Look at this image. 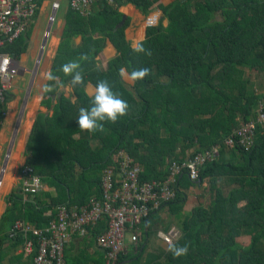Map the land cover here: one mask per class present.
Masks as SVG:
<instances>
[{"label":"trees","instance_id":"1","mask_svg":"<svg viewBox=\"0 0 264 264\" xmlns=\"http://www.w3.org/2000/svg\"><path fill=\"white\" fill-rule=\"evenodd\" d=\"M159 3L115 0V6L105 5L88 18L69 8L52 72L64 85L71 84L61 66L88 54L90 60L82 63L85 85L72 86L78 96L76 104L61 98L54 117H38L27 146V165L56 196L45 194L43 200L35 196L25 201L20 190L10 195L0 221V264L16 222L44 229L52 220L46 216L48 211L83 207L94 196L102 198V171L120 150L143 169L141 182L154 183L165 181L175 162L184 163L215 148L220 151L219 160L201 169L200 182H193L188 173L180 177L182 191L168 206L183 234L177 245L188 244V255L175 258L166 248L155 264H264V127L259 126L252 149L226 145L236 130L258 118L264 99L246 74H257L264 82V0H177L168 7L160 5L169 24L149 28L142 44L152 55L138 54L126 41L128 25L118 29L123 18L119 8L131 4L148 15ZM28 34L4 53L19 61L29 50ZM79 37L83 47L75 49L74 39ZM107 39L119 56L105 72L99 69L98 58ZM121 67L128 71L146 67L150 75L131 90L119 76ZM105 79L130 109L117 123L105 122L104 132L89 134L79 130V109L91 107L88 84ZM0 109L6 114L7 107ZM94 142L99 143L95 148ZM205 182L211 205L184 215L187 190ZM160 220L153 216L148 230ZM105 230L103 222L90 234L95 237ZM147 235L144 232L141 240L147 241ZM245 236L252 238L249 247L238 243ZM14 242L16 248L23 244L20 238ZM129 256L121 264L129 260L138 264L141 258L140 253Z\"/></svg>","mask_w":264,"mask_h":264},{"label":"built area","instance_id":"2","mask_svg":"<svg viewBox=\"0 0 264 264\" xmlns=\"http://www.w3.org/2000/svg\"><path fill=\"white\" fill-rule=\"evenodd\" d=\"M56 0L53 13L60 10ZM44 0H0V106L7 107L9 94L21 73L19 61L4 49L13 46L21 37L31 30L37 11ZM41 4V6H40ZM105 5L115 6V0H68V7L82 17L92 16L96 10ZM55 21V16L50 22ZM149 28L157 26L158 19L147 20ZM0 109V126L5 114ZM4 115V117H3ZM259 126L264 127V101L260 105L258 118L241 129L236 130L226 140V145L233 148L240 144L246 149L255 147ZM9 158V157H8ZM220 151L189 158L184 163L175 162L169 167V176L165 181L154 183L141 182L143 169L133 163L131 157L120 150L101 174L102 198L92 197L83 207L68 209L58 207L46 213L52 218L44 229L25 222L15 223L10 238L23 242L21 251L27 257H33L34 264H66V251L73 238H87L90 231L105 222L106 230L96 236V246L104 255V264H121V259L139 254L141 236L147 232L148 221L155 215L162 216L169 212V204L174 202L182 189L179 179L188 173L195 183L201 180V169L219 160ZM1 184V182H0ZM44 183L35 169L25 165L21 170V195L24 200L40 195ZM1 188V187H0ZM158 238L168 249L169 243L177 244L183 234L177 226L160 229ZM130 244L126 243V238Z\"/></svg>","mask_w":264,"mask_h":264},{"label":"crops","instance_id":"3","mask_svg":"<svg viewBox=\"0 0 264 264\" xmlns=\"http://www.w3.org/2000/svg\"><path fill=\"white\" fill-rule=\"evenodd\" d=\"M182 1L185 2V0ZM176 2L177 0H160L159 4H161L164 7H168ZM45 4L47 5L44 6ZM47 6L48 3L44 2L42 4L39 13H41V11L44 10ZM99 11L100 10H96L95 13ZM68 12H69V7H67L66 12L58 21L57 28L59 29L60 32L56 33L57 31L56 32L54 31L56 33L53 36V43H52L54 49L52 55H49L50 59L48 61L46 60V63L43 66L41 65L42 69L40 72L38 71L37 68L34 73L32 85H31L33 86L34 83L33 86L34 92L31 94L30 91L32 90H29V94L26 96V99L23 100L22 99L23 91L16 90L17 83H15L13 90L9 94V102L7 105L4 123L0 131V163L2 162V160H3L2 163H5L6 160H4V158L6 154L7 157H9L7 161L8 170L7 167L5 169V172L7 171L6 172L7 176L5 177V180L3 181V185L1 186L2 188L0 189V221L9 207L8 199L10 195L15 193L17 190L21 191V170L25 165H27V162L30 159L27 146L38 117L40 115L46 117L48 116L51 118L54 117L56 113V108L61 98L69 100L72 104H76L78 101V96L75 93V90L71 86V84H66L64 85L63 88L53 86L51 91L46 90V86L53 84V82L48 81L45 78V73L48 70L51 71L53 70L54 61L59 55V51L64 40L63 35L66 27V16ZM119 13L122 15V17L126 18L124 25L127 24L128 26L126 27L125 30V38L130 47L135 42L143 43L146 40L147 31L149 29L146 22L149 17L150 18L155 17V19H158V24L160 21V17L153 14L152 12L148 15H145L131 4L124 5L121 8H119ZM48 17L49 16H47L46 19H48ZM168 24L169 22L167 20H165V22L163 23L164 27H167ZM39 28L40 27L34 30L32 37L29 38L30 40H28L29 44L33 43L35 38H38L40 36L39 35L40 31L38 30ZM33 29L34 26L32 30ZM96 38H98V36H96ZM34 43L37 44L36 42ZM73 45L75 49H79L83 47L82 38L79 37L74 39ZM31 48H32V44H31ZM102 52L103 53L98 58L99 69L101 71L107 72L109 70L110 63L113 60L117 59L119 54L115 46L109 39L106 40L105 48L103 49ZM26 55L27 54L22 55L19 62L22 63L26 62L28 60ZM246 74H247V78L249 77V80L252 81L251 85L255 87L257 92L259 94H264V82L261 81L258 75L250 74L249 72H246ZM123 81L126 84V86L131 90L134 89L136 86V82H131L129 80H124V79ZM94 87L95 85L92 83L88 84V86L86 87V94H87L86 96L88 98H92L88 93L92 92ZM98 145H99L98 142H94L92 144V147L95 148ZM208 189H209V183L205 182L204 185L199 184L198 186L192 187L190 190H187V193L189 195V200L187 207H185V211L183 212L184 215H190V213H192L195 208L209 207L211 205L212 196L211 193L208 192ZM45 194H48L52 197L56 196L55 190L50 189L47 186L44 187V191L40 193V195L38 196H40V198L43 200L46 198ZM32 199L33 198H28L25 201ZM209 199L211 200L210 205L208 204L206 205L205 202L208 201ZM190 206L192 207L191 208L192 211H190L189 209ZM159 217L161 219L160 223H152L153 225L152 226L150 225L151 227L150 231L148 230V224H147L146 229L148 231V235H147L148 237H147V241L141 240V245H140L141 248H139V253L141 254V258L140 261L137 262L138 264L159 263L163 253L166 252V247L163 245L162 241L158 238L157 233L160 229H167L166 228L167 225L165 226L164 224L168 223L169 220H171V218L173 217H171L169 212L164 213L162 216ZM151 232L154 233L157 241L155 240L153 241L150 239ZM247 238H251V237L248 236L242 237V239L244 240H246ZM15 240L10 238V240H8L5 243L4 259L2 264H34L33 257H27L22 253L21 251L22 246H19L17 248L14 247L13 244L15 243L14 242ZM240 240L241 238L238 240L239 244H241L244 247H249L251 245L252 238L250 240V243L247 245L242 244ZM131 256L138 257L139 254L137 255L133 254ZM102 260L104 261V255L96 246V236L94 237L91 234L89 235V237L84 239L75 236L66 251V264H96V263L100 264ZM133 261L134 260L132 261L129 260L128 264L133 263Z\"/></svg>","mask_w":264,"mask_h":264},{"label":"clouds","instance_id":"4","mask_svg":"<svg viewBox=\"0 0 264 264\" xmlns=\"http://www.w3.org/2000/svg\"><path fill=\"white\" fill-rule=\"evenodd\" d=\"M55 15L56 14L53 13V16ZM50 24L52 23L50 22ZM31 30L28 31L27 34L31 32ZM131 47L132 50L138 54L142 53L149 57L152 55L151 50L145 48L142 43L135 42L131 45ZM44 50H42L41 48L40 53L41 52L43 53ZM41 59L40 60L38 59V62H40ZM89 60L90 57L88 54H81L77 59L64 63L61 66L60 71H62V73L65 76L71 77V86L75 87L77 85H81V86L85 85L84 69L82 67V63L87 62ZM149 75H150V69L146 67L134 68L131 71H128L124 67H121L119 69V76L122 79L129 80L131 82L142 81ZM45 78L48 81L53 82V84L46 86L47 91H51L53 86L59 88L64 87V84L61 81L60 77L55 75L51 70L46 71ZM31 87L33 88V86ZM88 94L92 97L90 101L91 107L90 108L81 107L79 109V116H78L79 130L87 132L89 134L104 132L105 122H110L112 124H115L121 118L126 117L128 115L130 109L129 103L123 98H121L119 93L113 90L108 80L105 79L98 81L92 92ZM168 250L172 253V255L175 258H180L188 255L189 245L184 244L183 246H180L175 243H169Z\"/></svg>","mask_w":264,"mask_h":264},{"label":"rangeland","instance_id":"5","mask_svg":"<svg viewBox=\"0 0 264 264\" xmlns=\"http://www.w3.org/2000/svg\"><path fill=\"white\" fill-rule=\"evenodd\" d=\"M55 1L56 0H44V2L48 3V6L44 10H42L41 13H39V15L34 19V21H33L34 29L31 32H29V34H28L29 38H31L32 35H33L34 30L36 28L40 27L38 29L40 31V34H39L40 36L38 38H35V40H34V42H36L37 44H35L34 42H33L34 44L33 43L29 44V50H28L27 55H26L28 60L26 62H24V63L20 62V64H19V66L21 68V73L18 75V77L16 79V83H17L16 84V90H18V91L22 90L23 91L22 92V99L23 100L26 99V96L29 94V90H32V91H30L31 94L34 92V89L31 87L34 73H35L37 68H38V71L40 72L41 69H42V66L46 63V60L48 61L50 59L49 55H52V52H53V49H54L53 44H52L53 43V36L56 33L60 32L59 29L57 28V25H58V21L61 19V17L63 16V14L67 10L68 0H62L60 2V10L56 12L55 21L51 24L52 25V28H51L52 34H51V36L48 39V46L43 52V57H42L41 61L38 62L39 53H40L41 48H42V46L44 44L45 38L48 35V28L50 26V18L53 16L52 5H53V3ZM46 5L47 4H45L44 6H46ZM160 5L161 4L156 5L154 7V9L152 10L153 14L157 15L158 17H160L159 24L165 22L164 15H163V13L161 11V6ZM47 16H49L48 19H46ZM38 22H39V25H38ZM146 24H147V22H146ZM147 26H148V24H147ZM54 31L55 32L57 31V32L55 33ZM31 44H32V48H31ZM33 86H34V83H33ZM263 101H264V99H263ZM5 158L6 159L8 158L7 154L5 155ZM5 158H4V160H6ZM2 162H3V160H2ZM2 162L0 163V177H1L0 178V180H1L0 182L3 185V181L5 180V177L7 176V174H6L7 171L2 176V171H3L2 168H3V164H4ZM7 170H8V167H7ZM210 201L211 200L209 199L208 201L205 202V204L206 205L207 204L210 205ZM191 208L192 207L190 206L189 207L190 211H192ZM164 225L165 226L166 225L167 226H170V225L173 226L174 225V226H177L178 228L180 227L179 222L176 221L175 218L174 219L171 218V220H169V222L164 224ZM150 239L153 240V241L154 240L157 241V239H156V237H155L153 232L150 233ZM250 240H251V238H247L246 240L241 238L240 241L242 242V244L247 245V244L250 243ZM126 243L128 245L130 244V239L128 237L126 238Z\"/></svg>","mask_w":264,"mask_h":264},{"label":"water","instance_id":"6","mask_svg":"<svg viewBox=\"0 0 264 264\" xmlns=\"http://www.w3.org/2000/svg\"><path fill=\"white\" fill-rule=\"evenodd\" d=\"M125 20H126V18L123 17V20H122L121 24L118 26V29L124 25ZM51 28H52V25L50 24V26H49V28H48V36L45 38L44 44H43V46H42V50L46 49V47H47V45H48V39H49L50 34L52 33ZM42 54H43V53L41 52L40 55H39V58H38L39 60L42 58ZM7 161H8V158L6 159V161H5L4 165H3L2 176H3L4 173H5V169H6V167H7ZM0 178H1V177H0ZM0 181H1V180H0Z\"/></svg>","mask_w":264,"mask_h":264},{"label":"bare ground","instance_id":"7","mask_svg":"<svg viewBox=\"0 0 264 264\" xmlns=\"http://www.w3.org/2000/svg\"><path fill=\"white\" fill-rule=\"evenodd\" d=\"M70 10H71V9H70ZM263 129H264V128H263ZM246 150H247V149H246ZM185 176H186V175H185ZM187 177H188V176H187ZM182 179H183V178H182ZM182 179H181V180H182ZM1 185H2V184H0V187H1ZM183 193H184V192H183ZM173 226H174V225H173Z\"/></svg>","mask_w":264,"mask_h":264}]
</instances>
